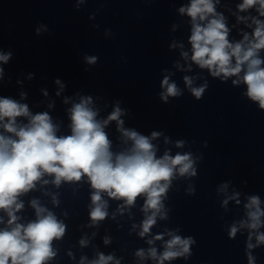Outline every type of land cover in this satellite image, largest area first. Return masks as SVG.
<instances>
[{
	"label": "clouds",
	"instance_id": "clouds-1",
	"mask_svg": "<svg viewBox=\"0 0 264 264\" xmlns=\"http://www.w3.org/2000/svg\"><path fill=\"white\" fill-rule=\"evenodd\" d=\"M84 3L85 0H77L75 9L78 11ZM220 4L221 0H190V3L180 5L178 13L190 18L188 43L191 54L184 50L183 43H170L169 50L181 49L180 56L185 61H191L186 68L189 72L196 65L199 69H207L208 75L218 78L222 84L235 77L231 84L245 85L246 91L242 95L258 105L259 110H264V0H242L236 4V10L231 13L236 23L231 26L224 12L217 10ZM237 24L243 25L239 29L242 38L230 40V33ZM175 27L173 25V29ZM12 57V51L0 54V62L7 65ZM98 59L97 56H85L88 65H95ZM174 66L185 70L179 61ZM166 72L167 69H161V87L164 91L159 96L167 104L169 97H182L183 93L175 81L169 82L172 73ZM5 75V68L0 66V89L6 83ZM34 75L29 74L28 79H33ZM194 79L196 77L183 76L191 96L195 101H200L209 89V80L204 79L199 87H193ZM22 83L17 80V84ZM55 84L60 88L55 93L59 97L66 84L58 78ZM42 91L47 97L48 92ZM75 96L78 99L63 98L65 105L72 101L66 109L70 121L68 134H58L61 125L54 122L48 111L34 113L28 103L21 102L28 97L26 91L20 93L19 100L0 96V212L7 216L6 221L4 216H0V224L4 225L0 228V264H49L57 256L58 249L54 248L53 241L65 236L67 225L36 198L30 200L35 219L20 222L22 218L17 213L24 208L21 197L36 190L38 184L41 187L51 184L59 189L64 183L82 180L91 188L89 227H98L99 222L109 216V200L122 201L117 211L123 213L135 206L138 197H143L141 211L144 218L139 225L138 235L141 238L150 237L146 240L150 247L146 251L138 249L135 256L141 260L151 259L156 264H165V261L171 264L180 259L189 261L193 255L192 248L197 243L193 236L177 234L180 228L165 229L158 234H152V229L158 219H169L171 208L165 206V201L169 199L173 181L178 177H197L195 165L203 160V155L194 156L192 152L172 155L171 150L167 149L158 156V146L153 141L163 136L164 143L168 144L170 137L163 131L153 130L146 135L135 127H125L122 117L131 116V111L121 107V100L114 101L106 118H98L101 109L96 107L93 95H81L78 91ZM54 106V100L47 105L49 109ZM112 122H115V130L120 134L119 144L115 147L106 131ZM185 143L183 139L177 140L175 147L183 148ZM242 183L246 185L247 181ZM227 188L228 183H225L219 191ZM44 194L50 193L45 191ZM195 194V188L190 186L188 195ZM57 197L58 193L51 194L54 206L59 204ZM240 197L241 193L234 191L221 201V207L228 211L229 201L240 205ZM246 199L243 208L247 218L233 221L226 235L233 241L237 240L238 233L245 237L243 254L247 264H257L258 257L253 252L264 246V231H261L264 229V208L261 207L262 200L258 193L248 195ZM112 218H115V213ZM136 227L134 224L133 229ZM242 229H247V233ZM165 235L169 239L165 240ZM156 241L163 242L162 251L158 252L157 247L153 246ZM103 242L109 244L111 241L105 237ZM79 244L87 247L89 240L81 238ZM68 255L75 258L71 252ZM86 259L82 256L80 264H85ZM113 260V254L98 252L97 258L88 261V264H110ZM115 264H121V261L117 259Z\"/></svg>",
	"mask_w": 264,
	"mask_h": 264
}]
</instances>
